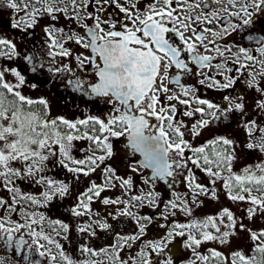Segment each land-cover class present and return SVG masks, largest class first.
I'll list each match as a JSON object with an SVG mask.
<instances>
[{"label": "snow or ice", "instance_id": "snow-or-ice-1", "mask_svg": "<svg viewBox=\"0 0 264 264\" xmlns=\"http://www.w3.org/2000/svg\"><path fill=\"white\" fill-rule=\"evenodd\" d=\"M0 9L10 10L0 19V264H264V159L236 167L241 152L264 156V0H0ZM238 83L257 94L253 116L243 93L231 95ZM61 85L74 118L53 116L47 92L28 94ZM201 88L227 92L225 103ZM220 128L228 134L205 138ZM222 195L241 207L196 215ZM97 202L112 210L94 211ZM178 238L181 260L170 254ZM208 243L229 250L205 254Z\"/></svg>", "mask_w": 264, "mask_h": 264}, {"label": "flooded vegetation", "instance_id": "flooded-vegetation-1", "mask_svg": "<svg viewBox=\"0 0 264 264\" xmlns=\"http://www.w3.org/2000/svg\"><path fill=\"white\" fill-rule=\"evenodd\" d=\"M9 12H10V10H8V9H0V19H2V20L9 19L10 18ZM10 35H15V33L14 32L10 33ZM32 39L35 41L37 49H39L40 46L44 44V34L41 31L40 27H37L34 30ZM235 39H238V37L235 34H233L232 37H229V41L235 40ZM37 55H41V51L38 50ZM45 92H47L49 95V98H50V101L52 104V115L53 116L65 115L68 118H74L75 116L79 115V109L74 108L71 103H67V102H65V100H63L61 98V96L63 94L62 93V85L56 91H52L51 89H41V90H37L34 92H29L28 94L36 97V96H39L41 94H44ZM201 93L205 94L208 98L214 99L215 102L222 103V104L225 103L222 99V96L225 94H228L227 92L221 93L218 91L207 90L204 88H201ZM240 93H243L245 95V102H246V105L248 108L249 116H253L254 115L255 99L257 97V94L252 92V91L246 90L243 83H238L236 88L234 90H231V95L236 96ZM102 108H103L104 112L108 111V108L106 106H102ZM237 120H239V114H236V118L232 122L231 132L233 135H235V124H236ZM212 134H228V133H226L225 129H223V128H220L219 130L214 129L213 132H206L205 138H207L208 136H210ZM239 136L241 139L244 138L242 132L239 134ZM80 146L81 145L78 144L77 148H79ZM240 154L243 155L244 158L247 160L253 159L256 155V153H246V152H241ZM76 155L79 156V153L77 152ZM122 156H123V153L121 152L120 156L117 159H120V157H122ZM137 158H139V157H137ZM119 170L121 173L127 171V169L124 167H121ZM51 174L57 179H65L67 181H72L71 174L66 173L62 169L55 168L52 170ZM129 174H131V173H129ZM145 174H149V173L146 171ZM93 178L95 179L96 177L94 176ZM81 179L84 180L83 177ZM203 179H205V178L202 177V180ZM137 182H139L138 179H137ZM85 185H86V180L84 181V183H79V184L73 183V197L76 195V193L83 190ZM162 188H163V185H158V190H162ZM31 191H33L34 193L37 192L38 186H33ZM106 195L115 197L117 195H120V192L118 189H112L110 192L106 193ZM73 202H74L73 200L68 199V200L63 201V204L65 206H69ZM218 202L219 201H211L210 205L208 203H205V205L202 208L197 209L196 215L198 217H203L205 215H209L211 207L214 206ZM225 206H226V204H225ZM93 210L99 211V212H104V211H111L112 209H105V207L103 205H101L99 202H97L93 205ZM65 211H66V207L61 209V212H65ZM143 211L148 212L150 210L144 209ZM49 214L52 215L54 218L59 216V213H57L55 211H51ZM176 219L181 221V222H186L188 218L184 217L178 213ZM161 222H163V221H161ZM161 234L162 233H160V232H153L152 230H149V238H151L153 235L158 237ZM175 243L176 242H174L173 245L171 246V253L170 254L172 256L176 257L178 260L184 259L187 256L186 251L184 249H182V250H180V252H177V251L175 252ZM210 247H217V246L214 243H208L202 247V251H204L206 254V249L210 248ZM72 255L75 257L77 255V253L73 250Z\"/></svg>", "mask_w": 264, "mask_h": 264}, {"label": "rangeland", "instance_id": "rangeland-1", "mask_svg": "<svg viewBox=\"0 0 264 264\" xmlns=\"http://www.w3.org/2000/svg\"><path fill=\"white\" fill-rule=\"evenodd\" d=\"M262 159H264V156H262L261 154H259V153H256V155H255V157L253 158V159H251V160H247V159H245L244 158V156L243 155H241L240 154V160H239V163L237 164V168H239V167H241V166H243V165H245V164H253V163H258V162H260V160H262ZM210 202H211V200H205V203H208L209 205H210ZM225 204H226V206H229V207H232L233 208V210L234 211H236L237 209H238V207H241V206H239V205H234V204H232L230 201H228L227 199H225L224 197H223V195L221 196V198H220V200H219V202L218 203H216L214 206H212L211 207V210H210V214H214L217 210H219L222 206H225ZM238 214H239V212H238ZM262 224H264V222H261V223H258L257 225H256V227H260V226H262ZM176 243H175V252L177 251V252H180V250H182L183 248H182V242H181V240L178 238L177 239V241H175ZM248 243V241H247V239L246 238H244V239H242V240H240V241H234V243H233V245H232V247H236V245L237 244H240V245H246ZM216 246L217 247H219V248H221L222 250H224V251H228L229 249L227 248V247H223V246H220V245H217L216 244ZM203 247V246H202ZM202 250V249H201ZM182 253V252H181Z\"/></svg>", "mask_w": 264, "mask_h": 264}]
</instances>
